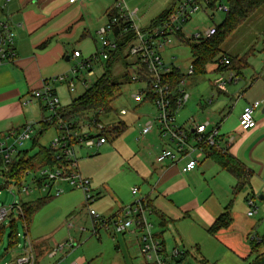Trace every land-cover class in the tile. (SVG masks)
Instances as JSON below:
<instances>
[{
  "label": "crops",
  "instance_id": "crops-1",
  "mask_svg": "<svg viewBox=\"0 0 264 264\" xmlns=\"http://www.w3.org/2000/svg\"><path fill=\"white\" fill-rule=\"evenodd\" d=\"M116 1L118 0H84L69 4L68 0H0V8L11 23L14 48L17 54V58L12 64L0 65V139L9 133L22 130L27 123H33L31 139L38 136L37 142L41 146L39 141L43 135L52 128L56 129L55 126L44 130L43 124L51 116L45 114L46 109L40 101L32 100L27 105L24 102L31 91L39 90L42 87L44 81L68 72L69 67L67 65L73 61V51H80L82 56H90L95 52L98 41L97 30L103 26V19H107V15ZM170 2L171 0H163L161 3L159 1L154 3L153 0H150V3L148 5L146 3L147 6L145 5L143 8L129 5L131 10H128L135 12L137 22H143L147 19L150 25L152 19L165 11ZM146 14L149 16L145 18ZM262 43H264V39H262ZM249 51L246 52L247 54H243V56L247 55L245 59L247 66L241 71V75L238 76L233 71H226L225 73L229 77L227 83L225 82L224 85L221 82L216 84V92L213 95L215 100L210 98L211 103L206 104L200 110L202 115L205 113V120L211 123L208 130L214 126L218 129L219 150L225 148L231 157L248 170V185L241 190V192H245L244 198L237 199L239 193L234 195L235 178L221 169L213 160L204 159L194 171L182 173L183 162L176 164H170L168 161L163 164L155 163V157L160 152L157 150L152 157V163L159 168L148 174V183H150L151 177L155 183L153 186L147 184L146 192L134 200L135 202L142 199L150 206L152 212L149 217L152 216L157 219L160 230L176 223L175 227L178 228H175V231L179 235V243L183 248H185L184 241L189 240L183 236L179 228L181 224L183 229H189L193 233L197 229L204 231L210 240H213V246L210 249L217 252L222 248L221 251L225 255H231L234 258L233 264H238L235 263L236 258L248 257L249 242L256 240L251 234L255 222L250 217L248 203L251 197L249 195L257 194L258 199L259 197L264 198V44H262L260 52L253 48ZM227 85L231 88L229 92L225 90ZM56 86L54 84L55 94L58 97ZM255 102L259 103L257 108L259 112L254 118L256 127L250 131L242 132L238 126L239 116L244 107ZM59 103H61V99H59ZM60 106L63 105L60 104ZM139 106L149 105L142 104ZM208 106L211 107L208 108ZM183 109H186V105ZM191 114L192 112L189 115L184 114V112L179 113L177 122L181 125L186 124L190 118H194ZM194 119L200 122L196 118ZM118 123L113 126L118 125ZM121 124L125 126L123 131L125 132L127 125L124 121ZM149 135L156 136L157 140L159 138L156 131H152ZM228 138H232V143L226 148ZM31 139L28 141V147L25 149L23 147L22 150L32 149ZM106 143L91 149L99 150ZM148 146L153 148L152 145L148 144ZM79 149L81 148L79 147ZM34 152L36 149L30 154L32 155ZM77 166L81 175L90 181L89 178L93 177L91 162L77 155ZM90 182L93 191V187L98 186V183ZM200 186H203V189H200ZM57 187L63 191L58 196V198H62L51 209H47L46 214H51V216L45 218L44 215L48 221H42L43 228L54 225L56 219H60L63 212L66 211L62 216L64 218L67 213L74 211L81 205V202L77 204L80 201L79 196L77 199L71 196L72 193H77L65 191L66 189H73L59 184ZM50 194L52 195V191ZM93 194L95 195L94 207L101 212L104 207L102 203L106 202L108 197H102L100 191H93ZM260 201L264 202V199ZM109 202L111 206L114 203L111 200ZM46 204L32 217L38 216V213L50 203ZM229 204H231L230 226L213 236L209 235L207 233L208 228ZM126 205L114 210V212H119L110 218L118 215ZM53 211L54 213H52ZM148 220L150 222L149 218ZM77 221L81 220L78 218L76 223H78ZM185 222H189V224ZM29 224L27 238L30 234ZM74 225L76 226V224ZM24 228L26 229L25 225ZM76 229L75 233L78 234L79 230ZM68 230L67 228L68 238L64 244H58L52 237L49 240L51 243L48 250H46V246L44 247V241L41 240L32 243L33 252L38 257L43 253L42 250H46V258L54 259L66 249H74L78 245L75 244L73 238L69 237ZM129 236L133 238L131 235ZM154 236L158 242H162L166 253L167 237L163 236L162 232L155 233ZM158 237L160 240L157 239ZM193 246L198 254L202 252L199 243ZM19 252L22 254L20 249ZM53 252L55 254L51 255ZM185 254L188 255L187 252H184ZM189 255L191 256V254ZM183 257L176 264H182ZM76 260L80 261V264H85L87 261L84 256H79ZM168 260L176 261V258L167 259L165 262ZM206 261L203 260V262Z\"/></svg>",
  "mask_w": 264,
  "mask_h": 264
},
{
  "label": "rangeland",
  "instance_id": "rangeland-1",
  "mask_svg": "<svg viewBox=\"0 0 264 264\" xmlns=\"http://www.w3.org/2000/svg\"><path fill=\"white\" fill-rule=\"evenodd\" d=\"M153 1L154 3L156 1L161 3L163 0ZM174 1L175 0H171L167 9L171 8ZM181 1L183 0H176L175 4H179ZM122 2L127 9L131 10L129 5L143 8L146 3L147 5L150 3V0H122ZM137 3L139 5H136ZM220 4L222 6L227 5L225 0H222ZM146 16H149V14H146L144 17L146 18ZM225 18L226 13L217 12L212 8L203 7V9H200L188 19L183 27V32L185 34L203 32L211 27H219L224 22ZM145 20L143 22H137L135 19L136 25L141 30L149 27V21L147 19ZM105 23L106 20L104 18L102 24L104 25ZM262 39H264V5L259 7L244 22H242L234 32L226 37L224 42L221 44V52L215 59L217 60L223 56H230L232 58L235 56L241 57L252 48L257 52H260L262 44H264L262 43ZM165 50L164 61L168 64H172L175 68L179 69L183 75H185L184 88L190 94V100L186 104V109H182V112L180 111L179 113L184 112V114L189 115L192 112L191 116H194V118L198 121L203 122L206 119V116L205 113L202 115L200 110L206 106L207 100L210 98L215 100L213 95L216 92V84L218 85L220 82L227 83L229 78L228 74L225 72H217L216 64H210L207 65L208 69H206V74L203 77L192 78L191 76H187V70L193 62V55L190 47L174 41L172 42V45ZM124 60L125 59H119L111 66V78L121 84V92L119 96L112 101L111 106L113 112L107 117H102V122L105 125H114L118 122L121 123L124 121L127 125L126 131L117 138L107 136L106 145L99 150L84 147L81 149H79V147L75 148L76 159L78 155V157H84V159L91 162L93 177L89 179L93 183H98V186L93 187V191H100L102 193V197H108L106 198V202L102 203L104 207L101 212L94 207L93 203L90 205V208L101 215L104 219H109L113 214L119 212H114V210L120 209L123 205L132 204L140 194H144L146 192L147 184H151L153 186L155 182L152 177L150 178V183H148V174L157 170L159 166L152 163V157H154V152L157 150L161 151V148L165 143L160 141V138L157 140V137L153 135H146L142 139L139 138L140 135L138 133H140L141 125L147 119L149 120L154 116V109L151 106L140 107L132 102L131 95L139 86L129 84L126 81V71L123 66ZM105 63L106 61L98 60L92 66L93 76L86 77L83 75L88 87L93 85L104 74L106 66ZM75 64V61H72L67 66L70 69V67ZM64 74L69 76V70ZM56 85V92L58 94V98L61 99L60 104L63 105L62 107L68 106L73 100L79 98L85 91L79 82H75V89L73 92L68 91L66 85L64 84L56 83ZM229 87V85L225 86V90L227 92L231 89ZM210 107L211 106H208V108ZM122 109L128 112L127 116L123 117L119 115V112ZM258 112L259 109L254 110L253 118L256 117ZM46 113L48 116H51L50 111L46 110L45 114ZM211 118L212 117H210V119ZM92 135L95 136L96 131H92ZM57 136H60V133L56 129L52 128L43 135L39 144L44 147H49L51 141ZM27 144H29V142L26 143L24 149L28 147ZM148 144L152 145L153 148L151 146L147 147ZM3 168L4 163L2 158H0V208L4 207L9 209L15 203L20 206L23 203L36 202L38 199L46 198V195L38 189H34L32 193L25 195L19 194V189L15 186L7 188L5 186L6 180L1 174ZM59 185L66 187L63 183ZM23 187H29L30 189L35 188L31 184V177L26 178ZM200 187V189H203V186ZM133 188L138 190L137 195L133 196L131 194ZM54 191L55 187L52 189V193ZM65 191L77 193L78 195L72 193L71 196L76 197V199L79 196L78 198L80 201L77 204H80L81 202V205L74 211L67 213L64 218L62 216H64L66 211L63 212L62 215H60L61 218L56 219L54 225L43 228L41 225L42 221H48L45 218L51 216V214H46L48 211L47 209H51V207L56 205V203L62 198L55 197L54 195L51 196V200L47 203L50 204L46 206V208L42 209L38 213V216L35 215L32 217L29 224L30 234L28 239L31 243H37L41 240L44 241L43 244L44 247H47L46 250H48L50 246L51 242L49 240H51L50 238L52 237L58 244H64L68 238L66 232V222L71 219L72 222H74L73 224H76V226L74 225L73 229L68 230L69 237L73 238L75 244L78 246L71 250L66 249L54 259H47L46 250H42L43 253L37 257L38 264H71L72 261L74 262V260H76L79 256H84L87 259L85 264H148L141 257V255L138 254L135 247V241L128 234H117L113 231L111 226H109L108 229L100 228L96 235L92 234V223L88 216L83 194L77 190L66 189ZM244 193L243 191L240 192L237 199H243V195H245ZM249 197H251L250 201L254 203L253 206H249V211L251 213L250 217L255 222L253 228L251 229V234L256 238L255 241H257V239L264 236V202H261L258 199L257 194L253 196L250 194ZM110 200L114 202L112 206L110 205ZM52 213H54V211ZM18 216V210L17 208H14L13 217L10 216L3 223L4 234L0 240V264H12L15 259L21 255L19 249L17 248L6 250L9 242L8 235L11 231V218L16 221L15 230L17 234L20 235V237L24 235V224ZM149 216L150 215H148V218L150 219V223L152 225L153 235H155V233L162 232L163 236L167 237L166 241L168 252L166 251L165 254L170 256V253L174 248L182 253L180 256L176 257V261L168 260L165 264H176V262L183 257L184 252H187L188 255H184L182 264H233L232 260L234 258L231 255H225L224 252L221 251L222 248H220L217 252L210 249L213 246V240H210L209 236L204 231L197 229V231L193 233L189 231V229H183L181 224L179 228L181 229L183 236L189 240L184 241L185 249L179 243V235L175 231V228H178L177 226L175 227L176 223L160 230L157 219ZM78 218L81 221H77L78 223H76ZM185 223L189 224V222ZM76 228H78V230L83 228L84 231H79V233L76 234ZM157 239L160 240L159 237ZM21 243L22 238L20 239V244ZM160 243L162 244L161 241ZM197 243H199V246L202 247V252L199 254L193 248V245ZM253 245V243L249 242V251L247 253L248 257H245L244 259L236 258L235 263H252L255 257V254L252 253ZM217 246L219 245L217 244ZM259 253H264V245L260 246ZM189 254H191V256ZM203 260L207 261L203 262Z\"/></svg>",
  "mask_w": 264,
  "mask_h": 264
},
{
  "label": "built area",
  "instance_id": "built-area-1",
  "mask_svg": "<svg viewBox=\"0 0 264 264\" xmlns=\"http://www.w3.org/2000/svg\"><path fill=\"white\" fill-rule=\"evenodd\" d=\"M84 0H68L69 4L82 2ZM209 0H183L175 4L173 11L157 25H153L141 30L135 21V12L129 11L122 0L116 1L107 15L106 23L97 30V48L95 52L84 57L80 51H73L72 60L75 65L69 69V76L62 74L48 81H44L39 90L31 91L24 104H29L32 100L40 101L47 111L51 112V117L57 118V112L61 106L55 94L54 84L66 85L68 91L73 92L75 82H79L86 90L88 86L83 78L93 76L92 66L98 60L107 61L111 54L122 51L126 59V77L129 84L139 87L131 95V100L136 105L148 104L154 109V116L146 120L140 129V138H144L152 131H156L164 148L155 157V163L163 164L168 161L170 164L183 162L182 173L194 171L206 158L205 150L217 148L219 143V132L217 127L208 128L211 123L208 120L197 122L190 118L186 124L177 123L178 113L190 100V94L184 88V80L172 86L164 83L163 78L170 74L172 64L164 61L166 48L177 41L176 35H183L185 40L198 42L209 39L215 34V27L208 28L203 32H192L185 34L183 27L188 19L200 9L206 8ZM215 11L228 12L227 6L216 4ZM17 54L14 48V34L11 29L10 20L3 14L0 8V65L12 64L15 62ZM226 57H220L218 64H225ZM177 69V68H176ZM179 70V69H178ZM187 76H192V65L187 70ZM225 83H222L224 85ZM207 100L206 104H210ZM259 106L258 102L247 105L243 108L238 126L240 131L247 132L256 127L253 112ZM100 113V112H99ZM127 111L120 110L119 115L125 116ZM33 123H27L22 130L9 133L0 139V158L7 164L11 158L17 155L24 145L30 141L33 133ZM113 124H103L95 118L85 121L77 126L72 123L63 122L58 119L56 130L60 136L55 137L49 144V151L54 153L55 160L63 164L54 169H41L35 175L29 174L31 184L35 187H21L19 194L28 195L34 189H38L46 196H60L63 191L58 188V184H65L73 190L80 191L85 200L88 216L92 223L93 232L96 235L100 228L108 229L112 227L117 234L131 235L135 241L136 251L148 264H165L167 259H173L182 253L176 248L172 250L170 256L165 254L161 243L155 239L152 233V225L147 219L151 210L146 206L144 200H137L126 206L118 215L104 219L101 215L90 208L94 202L90 181L83 177L78 170L77 159L75 158V148L98 147L106 143V138L102 136L103 131ZM96 131V135H92ZM232 143V138H228L226 148ZM225 152V148L222 150ZM38 185L39 188H38ZM55 187V191L50 194ZM138 190L133 189L131 194L137 195ZM249 206L253 203L249 201ZM17 208L20 213V206L16 203L9 209L0 208V225L13 214V209ZM255 210V209H254ZM66 227L70 230L74 228L71 219L67 220ZM83 232L84 229H79ZM22 243L17 246L22 254L15 259L12 264H34V253L32 243L24 236ZM53 252L51 255H54ZM71 264H80L75 260Z\"/></svg>",
  "mask_w": 264,
  "mask_h": 264
},
{
  "label": "trees",
  "instance_id": "trees-1",
  "mask_svg": "<svg viewBox=\"0 0 264 264\" xmlns=\"http://www.w3.org/2000/svg\"><path fill=\"white\" fill-rule=\"evenodd\" d=\"M222 0H209L207 8H212L214 10L216 4H220ZM228 6V12L226 13V18L224 22L219 26L215 27V34L209 38L200 40L198 42H190L185 40L183 35L177 34V42L190 47L191 53L193 55L192 62V78H200L206 74L207 65L216 64L217 72L233 71L236 75H241V71L247 66L245 59L247 55L242 57H230L227 56V62L223 65L218 64L216 56L221 52V44L224 42L226 37H228L236 28L244 22L251 14H253L259 7L264 5V0H225ZM174 1L171 8L163 11L158 17L150 22L149 27L157 25L163 19H166L175 6ZM109 14V13H108ZM251 52V51H249ZM248 53V52H247ZM246 53V54H247ZM119 59H125L123 57L122 51H118L115 54H111L109 59L106 61L104 74L90 87H88L84 93L73 100L68 106L61 107L57 112L56 117H50L44 122V130L50 127H55L58 123V119L63 120V122L72 123L76 128L79 124L84 123L92 118L98 121L102 117L109 116L112 112V101L119 96L121 92V84L114 81L111 76V66L117 62ZM127 65L126 59L124 60V68ZM127 79V77H126ZM185 79V75L176 69L171 68L170 74L163 78V82L170 83L175 86L181 80ZM128 83L129 81L126 80ZM100 112V113H99ZM125 126L118 123L116 126L107 127L103 131L102 136L107 138V136H112L117 138L124 131ZM40 136V135H39ZM38 136L31 139L32 149L22 150L17 155H15L11 160L4 164L2 170V176L5 178V186L7 188L15 186L20 189L28 175H35L41 169H54L60 167L63 163L55 160V155L48 148H44L38 145ZM34 149L32 155L30 154ZM205 159L213 160L221 169L227 171L236 180V186L234 188V195L241 192L248 185L249 172L246 170L239 162H237L233 157H231L226 151L223 152L217 148H208L205 150ZM40 185H38L39 188ZM51 198L46 196V198L38 199L36 202L23 203L20 205V213L18 212L19 219L26 226L24 237L27 236L28 224L31 221L32 216L37 212L42 206H44ZM145 203V202H144ZM146 206L150 209L147 203ZM151 210V209H150ZM231 204H229L224 212L220 214L213 224L208 228L207 233L209 235H215L220 230L226 229L231 224ZM152 212V211H151ZM13 217V214L11 215ZM16 221L11 218L10 228L11 231L8 235V247L6 250L17 248L20 244V239L17 237V232L15 230ZM4 234V226L0 225V240ZM254 245L252 247V253L255 254L253 262L250 264H264V253H259V248L264 245V236L257 239V241L252 240ZM163 251L164 247L161 244ZM34 253V252H33ZM165 253V251H164ZM34 264L37 263V255L34 253Z\"/></svg>",
  "mask_w": 264,
  "mask_h": 264
},
{
  "label": "water",
  "instance_id": "water-1",
  "mask_svg": "<svg viewBox=\"0 0 264 264\" xmlns=\"http://www.w3.org/2000/svg\"><path fill=\"white\" fill-rule=\"evenodd\" d=\"M261 199H264V198H262V197H259V200H261Z\"/></svg>",
  "mask_w": 264,
  "mask_h": 264
}]
</instances>
